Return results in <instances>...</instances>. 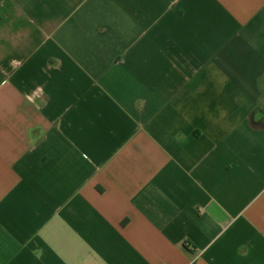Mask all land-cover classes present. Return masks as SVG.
I'll list each match as a JSON object with an SVG mask.
<instances>
[{"label": "crops", "instance_id": "1", "mask_svg": "<svg viewBox=\"0 0 264 264\" xmlns=\"http://www.w3.org/2000/svg\"><path fill=\"white\" fill-rule=\"evenodd\" d=\"M0 264H264V0H0Z\"/></svg>", "mask_w": 264, "mask_h": 264}]
</instances>
